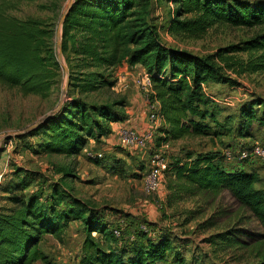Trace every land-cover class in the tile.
<instances>
[{
    "label": "trees",
    "instance_id": "1",
    "mask_svg": "<svg viewBox=\"0 0 264 264\" xmlns=\"http://www.w3.org/2000/svg\"><path fill=\"white\" fill-rule=\"evenodd\" d=\"M160 1L175 5L167 27L172 35L201 39L215 26L260 32L253 39L199 57L162 43L151 18L152 0H74L63 14L61 51L68 69L69 92L73 88L82 93L104 89L111 86L104 71L123 64H140L150 78V103L157 104L162 119L159 140L168 144L206 135L210 128L207 122L219 124L216 105L204 87L210 83L233 85L225 71L238 76L264 72V0ZM54 36L55 30L42 20H17L0 12V88L16 90L22 97H50L60 74L52 43ZM242 53L249 54L246 60L234 57ZM67 95L57 113L14 141H25L38 153L70 158L78 155L89 141L106 136L111 130L108 124L126 118L123 101L88 104ZM261 105L260 101L242 105L239 123L233 131L250 138L254 122L264 126V114L260 119L255 116V107ZM231 122L227 118L225 127L231 126ZM35 137L40 138L36 143L31 141ZM220 154H187L167 163L163 175L168 178L169 204L192 201L194 209L187 213V223L210 212L197 225L205 232L223 224L228 212L219 206L228 194L239 207L236 215H244L209 236L206 242L216 254L260 251L264 246V189L256 188L260 177L255 171L225 167L227 159ZM73 167L72 162L58 169L61 177L58 183L48 186L46 196L27 193L30 182L22 169L6 176L3 173L0 264L35 262L45 238H59L75 222L83 227L82 264H164L168 256L173 264H185L173 239L161 232L144 233L143 224L137 222L133 225L137 224L140 234L133 245H116L108 217L129 220L130 216L108 207L93 209L69 196L67 182L76 178ZM251 222L255 223L256 232L239 226ZM234 260L241 262V257L236 255ZM253 264H264V255Z\"/></svg>",
    "mask_w": 264,
    "mask_h": 264
},
{
    "label": "rangeland",
    "instance_id": "2",
    "mask_svg": "<svg viewBox=\"0 0 264 264\" xmlns=\"http://www.w3.org/2000/svg\"><path fill=\"white\" fill-rule=\"evenodd\" d=\"M151 18L158 28L161 41L167 47L189 52L199 57L214 54L218 49L253 39L260 29L225 28L215 26L207 31L201 39L167 32L170 17L175 5L152 0ZM74 0H0V12L17 20L28 18L39 19L55 30L53 48L60 66V74L52 87L50 97L42 99L35 96L22 97L16 90L0 88V172L5 176L16 169L26 172L25 178L30 182L27 193L48 195V186L58 183L61 174L58 169L74 163L75 179L67 182L69 196L84 202L88 207L101 210L105 207L129 215L130 219L108 217L112 222L116 245L131 246L140 234L137 224H143L144 233L150 235L163 233L173 239L181 253L185 264H253L264 255V246L253 251H235L214 253L206 239L231 226L236 219L244 215H236L239 207L236 202L224 195L221 208L227 210L223 224L205 232L198 229L210 214L207 212L194 221L187 223V214L194 209L192 201L183 200L170 206L168 178L161 175V185L157 192L146 193L141 178L154 168L153 157L159 155L167 163L187 154L221 153L226 157L225 167L246 171H255L260 177L256 188L264 189V158L252 157L242 161L238 154L258 146L264 150V126L254 122L250 138L239 136L233 129L239 123L238 115L242 105L260 101L261 106L255 107L256 119L264 114V72H247L241 76L224 72L233 79V85L212 84L204 87L205 93L212 99L218 110L215 125L207 122L209 130L206 135L188 137L181 141L161 143L158 132L162 122L151 125L148 121L149 95L137 87V80L146 74L139 64L131 67L123 64L103 72L111 86L104 89L82 93L79 88L69 92L68 69L59 44H61V25L63 14ZM249 54H236V59L246 60ZM60 60V61H59ZM67 70V71H66ZM83 99L88 104H112L123 101L124 121L108 124L111 130L98 141L91 140L76 156L66 158L38 153L36 148L30 149L25 141L16 142V137L25 135L47 117L57 113L67 101V94ZM231 118V126L225 127V121ZM127 121V123H125ZM143 124L146 125L145 130ZM229 128L232 131L229 132ZM126 129L143 135V131L152 134V143L142 150H126L119 147L118 137L121 130ZM10 139L13 141L10 142ZM39 137L31 138L34 143ZM30 140H27V143ZM96 161L101 164L98 165ZM3 170V171H2ZM4 180V179H3ZM45 191H44V190ZM3 195L0 194V206ZM5 205V204H4ZM120 214V215H123ZM119 223V225H115ZM256 232L255 223L239 225ZM84 233L81 223L70 224L59 237L47 236L39 245L40 256L31 264H82ZM248 242V238H245ZM241 257L236 262L235 257ZM164 264H173L168 256Z\"/></svg>",
    "mask_w": 264,
    "mask_h": 264
},
{
    "label": "built area",
    "instance_id": "3",
    "mask_svg": "<svg viewBox=\"0 0 264 264\" xmlns=\"http://www.w3.org/2000/svg\"><path fill=\"white\" fill-rule=\"evenodd\" d=\"M137 87L143 90L145 94L150 95L152 93V87L150 78L147 74H144L141 79L136 82ZM161 117L158 114V106L156 103H150L148 105V121L153 125H157L161 122ZM152 134L146 132L143 135H138L135 132L123 129L119 133L118 142L119 147L126 150H142L146 149L149 144L152 143ZM252 157L264 158V150L258 146H252L250 150H244L238 154L240 160H247ZM154 168L150 170L146 176L141 178V184L146 193H155L158 191L161 185V175L167 168V162L155 155L153 157ZM3 173L0 174V181ZM144 228L142 227V230ZM117 234V233H115Z\"/></svg>",
    "mask_w": 264,
    "mask_h": 264
},
{
    "label": "crops",
    "instance_id": "4",
    "mask_svg": "<svg viewBox=\"0 0 264 264\" xmlns=\"http://www.w3.org/2000/svg\"><path fill=\"white\" fill-rule=\"evenodd\" d=\"M125 123H127V121H125ZM145 128H146V125L145 124H143V129L145 130ZM147 131H143V133L145 134ZM91 142V141H90ZM3 171V170H2ZM0 174H1V172H0Z\"/></svg>",
    "mask_w": 264,
    "mask_h": 264
},
{
    "label": "water",
    "instance_id": "5",
    "mask_svg": "<svg viewBox=\"0 0 264 264\" xmlns=\"http://www.w3.org/2000/svg\"><path fill=\"white\" fill-rule=\"evenodd\" d=\"M63 21V20H62ZM60 37H61V33H60ZM58 48H59V52H60V54H61V44H59V46H58ZM60 61V60H59ZM67 71V70H66Z\"/></svg>",
    "mask_w": 264,
    "mask_h": 264
}]
</instances>
